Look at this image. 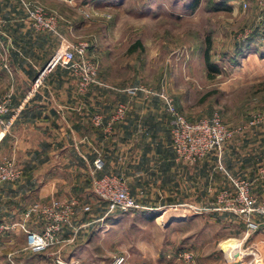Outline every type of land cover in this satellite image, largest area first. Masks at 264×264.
<instances>
[{
    "label": "rangeland",
    "instance_id": "374dc122",
    "mask_svg": "<svg viewBox=\"0 0 264 264\" xmlns=\"http://www.w3.org/2000/svg\"><path fill=\"white\" fill-rule=\"evenodd\" d=\"M25 2H37L47 13H56L60 21L68 22L66 29L70 27L71 32L62 36L87 44L82 86L78 70L61 69L73 79L76 96L110 99L107 118L99 108L92 116L99 117V124L93 126L109 123L111 135L129 112L150 109L163 118V96L189 121L215 114L228 131L240 129L222 145L224 173L220 172L218 192L206 196L207 207L219 213L215 221L208 214L204 220L194 214L196 220L191 217L184 225L166 221L167 215L181 213L180 208L113 213L94 223L85 238L67 247L59 259L65 264H112L119 257L121 264H186L183 254L190 253L194 264H203L217 256L219 242L253 240L259 228L245 234L244 223L226 207L232 195L217 194L231 192L228 176L248 181L229 174L223 165V148L242 139L260 145L264 135V125H248L264 115V6L260 0H197L194 8V0ZM206 36L210 60L219 69L211 79L206 77L202 58ZM121 109L120 118L113 119ZM258 174L264 177L261 164ZM249 192L264 203L251 188Z\"/></svg>",
    "mask_w": 264,
    "mask_h": 264
},
{
    "label": "crops",
    "instance_id": "0c3cea01",
    "mask_svg": "<svg viewBox=\"0 0 264 264\" xmlns=\"http://www.w3.org/2000/svg\"><path fill=\"white\" fill-rule=\"evenodd\" d=\"M0 19V95H9L3 116L9 124L6 132L0 131V161L11 158L21 170L19 178L0 184V264H48L78 244L104 213L103 203L92 195L90 186L94 178L105 174L125 180L141 212L180 208L181 213L167 215L166 221L182 225L195 215L204 220L208 214L216 220L219 213L207 207L206 196L216 195L222 173L215 170V159L210 156L193 165L175 161L167 115L161 118L150 109L148 113L129 112L110 135L103 123L95 127L92 122L99 108L107 118L110 99L76 96L73 79L61 67L51 68L29 93L56 49L58 35L71 32L67 21L57 20L53 31L34 30L19 0H0ZM261 139L260 145L242 139L224 147L222 160L230 175L247 178L251 193L264 198V177L258 174V165L264 166V135ZM97 157L99 170L92 164ZM50 198L73 202L71 227H64L61 237H69L71 228L79 227L75 239L58 249L26 251L24 233L17 225L40 231L43 222L23 214L31 204ZM85 205L89 207L86 213L81 209ZM258 228L253 240L236 241L239 253L230 262L219 251L223 241L217 243V256L203 264H264V223Z\"/></svg>",
    "mask_w": 264,
    "mask_h": 264
},
{
    "label": "built area",
    "instance_id": "2783aa9c",
    "mask_svg": "<svg viewBox=\"0 0 264 264\" xmlns=\"http://www.w3.org/2000/svg\"><path fill=\"white\" fill-rule=\"evenodd\" d=\"M29 25L37 31H53L59 16L54 12H46L37 2H25L19 0ZM264 6V0H260ZM2 21L0 19V35ZM86 48L84 41H71L62 35H58L57 47L54 50L46 68L38 73L29 93H33L41 84L47 72L54 67L65 69H76L80 72L79 85L86 82L85 73ZM133 89L129 90V93ZM164 110L168 116L170 146L175 161L186 165H193L208 156L215 157V170L224 173V168L220 162V154L223 143L228 140L234 131H228L215 114L197 120L189 121L181 114L173 104L162 96ZM9 95H0V128L4 133L7 130L8 121L3 116L8 111ZM122 109L118 111L113 119L120 118ZM99 117H93V124H99ZM260 123L264 125V115L249 121L248 125ZM105 132L109 133V123L104 127ZM93 168H101V160L97 157L92 162ZM21 175V170L15 166L11 158H2L0 161V184L7 181H14ZM231 192H219L217 195H232L227 201V209L238 216L245 225L246 232L254 231L259 223H264V203H259L250 194L249 182L245 179L233 178L228 176ZM92 195L103 203L104 213L98 219L103 221L107 215L113 213H124L133 209H139L135 199L128 193L125 180L117 175L105 174L91 181ZM82 212L89 211L88 206H83ZM24 217L36 216L43 222L40 231H29L22 224L17 226L24 233V249L32 253H41L50 247L57 249L63 244L74 241L79 227L71 228L69 237L63 239L61 233L64 227H71L70 221L73 217V202H64L55 198H50L47 202H36L31 204L24 212ZM261 222H258V220ZM186 264H194L192 255L183 254ZM59 262L65 264L56 255L48 264ZM122 258H114L112 264H121Z\"/></svg>",
    "mask_w": 264,
    "mask_h": 264
},
{
    "label": "trees",
    "instance_id": "16d2710c",
    "mask_svg": "<svg viewBox=\"0 0 264 264\" xmlns=\"http://www.w3.org/2000/svg\"><path fill=\"white\" fill-rule=\"evenodd\" d=\"M197 0H194V4L192 5V8L195 7ZM135 46H138V42H135ZM209 51H210V38L208 36L205 37L204 39V50L202 53V58H203V63H204V68L206 71V77L211 79L213 78L216 74L219 73V69L210 60L209 56Z\"/></svg>",
    "mask_w": 264,
    "mask_h": 264
},
{
    "label": "water",
    "instance_id": "95a60500",
    "mask_svg": "<svg viewBox=\"0 0 264 264\" xmlns=\"http://www.w3.org/2000/svg\"><path fill=\"white\" fill-rule=\"evenodd\" d=\"M219 251L223 256L225 261H230L232 258L236 257L239 253V247L235 239H226L220 246ZM55 264H61L55 262Z\"/></svg>",
    "mask_w": 264,
    "mask_h": 264
}]
</instances>
